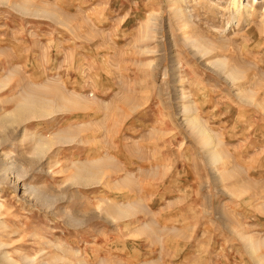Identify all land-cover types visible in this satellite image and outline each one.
<instances>
[{"label":"rangeland","instance_id":"374dc122","mask_svg":"<svg viewBox=\"0 0 264 264\" xmlns=\"http://www.w3.org/2000/svg\"><path fill=\"white\" fill-rule=\"evenodd\" d=\"M232 1L0 0V264H264V0Z\"/></svg>","mask_w":264,"mask_h":264},{"label":"bare ground","instance_id":"6f19581e","mask_svg":"<svg viewBox=\"0 0 264 264\" xmlns=\"http://www.w3.org/2000/svg\"><path fill=\"white\" fill-rule=\"evenodd\" d=\"M233 6L235 9H238L240 7V2L238 3L236 0H233ZM199 49V48H198ZM207 50V49H206ZM200 51V50H199ZM203 51V50H202ZM37 101V100H36ZM43 102L40 103H36L39 105V107H42ZM42 110V109H41ZM46 111V110H45ZM42 111V112H45ZM188 123L190 124V126L197 132V134L200 136L201 140L203 141L204 144H210L211 142H213L212 137L210 134L207 133V131L204 129V127L198 122V119L195 117H192L191 119H187ZM41 139V138H40ZM46 141V140H45ZM42 141L38 142L41 143ZM47 144V142H46ZM43 144H41L42 146ZM213 153V152H212ZM214 155V154H213ZM95 173V172H94ZM90 174V173H89ZM92 175V174H91Z\"/></svg>","mask_w":264,"mask_h":264}]
</instances>
